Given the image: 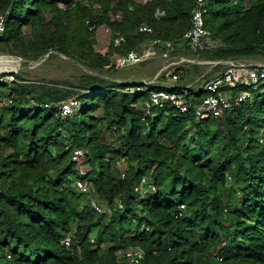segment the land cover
<instances>
[{
	"label": "trees",
	"instance_id": "1",
	"mask_svg": "<svg viewBox=\"0 0 264 264\" xmlns=\"http://www.w3.org/2000/svg\"><path fill=\"white\" fill-rule=\"evenodd\" d=\"M95 1L97 12L82 0H0L2 49L29 61L57 52L98 74L48 84L0 75V264H126L118 253L131 248L145 251L142 264H264V84L222 116L198 119L175 106L145 110L165 85L100 76L119 68L115 55L157 39L206 61L264 56V0H206L219 45L197 52L184 39L196 0ZM101 26L111 39L97 51ZM187 66L188 78L208 76ZM211 78L187 80L199 89L184 85L191 104ZM70 99L78 105L63 117ZM92 198L114 212H97Z\"/></svg>",
	"mask_w": 264,
	"mask_h": 264
},
{
	"label": "built area",
	"instance_id": "2",
	"mask_svg": "<svg viewBox=\"0 0 264 264\" xmlns=\"http://www.w3.org/2000/svg\"><path fill=\"white\" fill-rule=\"evenodd\" d=\"M143 4H146L150 0H137ZM208 12L206 0H196L192 10V22L190 29L186 32L184 39L187 40L194 52L198 50H214L219 41L214 40L210 31L205 26V15ZM164 12L158 11L156 16L160 17ZM102 27V26H101ZM110 32L111 30L106 27ZM140 32L150 33L152 29L143 24L139 27ZM4 31L3 19L0 23V34ZM125 42V37L116 33V37L113 40L115 47H120ZM148 45V44H147ZM150 50L132 51L125 56H117L115 63L119 68H125L131 65L141 64L148 60L155 52L158 46L161 47V56L166 62L170 61L169 65L177 66L176 71L170 76V84L167 88H157L150 92L149 100L146 103V111L149 112L152 107H165L175 106L180 112L186 113L192 110L198 119H207L209 117H220L225 112L231 111L242 103L251 100L253 98L250 87L260 84H264V65L251 62L246 59H230L226 61H206L200 60L196 57L181 56L178 58L172 57V51L174 50V42L170 40H154L150 43ZM145 47V46H144ZM143 47V48H144ZM142 48V49H143ZM218 65L223 64L225 71L219 75L213 76L203 86L205 95L199 99V101L193 105L188 98H194L189 95V86L180 85L181 72L180 67L183 65ZM10 77L9 80H13ZM247 87L248 89H243ZM78 105L76 99H70L64 101L60 105L61 114L63 117H67L72 114L74 108ZM84 157V153L81 150H77L74 153L73 159L79 162V159ZM124 176V174H122ZM146 183L143 180L140 186L136 187V191L142 190V187ZM78 190L81 193L91 194V187L77 182ZM90 205L99 213L107 212V208L100 204L94 198L91 199ZM111 212L110 210H108ZM94 242V239H92ZM63 244L66 247L74 248L77 244L74 242L71 236H67L63 239ZM120 259L124 260L126 264H142L145 259V251L141 248H131L121 251L118 255Z\"/></svg>",
	"mask_w": 264,
	"mask_h": 264
},
{
	"label": "rangeland",
	"instance_id": "3",
	"mask_svg": "<svg viewBox=\"0 0 264 264\" xmlns=\"http://www.w3.org/2000/svg\"><path fill=\"white\" fill-rule=\"evenodd\" d=\"M85 5H89L95 12L99 11L100 5L94 1L82 0ZM111 32L106 28V26L99 27L96 30V50L104 51L110 43ZM152 46L150 44L146 45L142 50H150ZM160 48V47H159ZM154 54L146 61L141 64L127 66L125 68H117L115 71L110 73L100 74L101 77H108L109 79H113L120 82L132 83L139 82L141 84H170V76L173 72L176 71L177 66L169 65V62H166L165 59L161 56L162 50L157 49L154 50ZM185 52L183 48L174 47L172 51V57L178 58L184 56ZM116 58L113 57V61L115 63ZM251 62L259 63L264 65V56H257L252 59H246ZM203 67L202 72L207 74L208 76L205 79H199L198 73H195L193 70L189 73V78L186 76L185 70L188 69L187 65L181 66V78L180 85H190L192 87H197V85L193 83H188V79H193L196 84L199 83L202 85L206 80L210 77L219 75L225 71V66L221 65H211L205 64L200 65ZM18 74L21 76L23 80L29 83L36 84H48L50 82H72L79 83L81 78L87 76H96L97 73L92 72L84 68L83 66L77 64L70 58L59 54L57 52H53L49 55H46L39 61H29L24 59L17 54H13L11 51H7L0 47V75L8 74L7 79L9 80L11 74ZM199 82V83H197ZM162 84V85H163ZM194 85V86H193ZM257 85H252L250 88H255ZM195 92L198 93L199 89L195 88ZM109 138V132L106 135L107 139ZM81 163V158L79 159ZM117 166L121 172L125 169L124 160H120L117 162ZM81 167H83L81 165ZM103 206L105 204L103 203ZM109 210V209H108ZM114 212L112 210L111 212ZM109 214V216H111ZM121 251H119L118 255Z\"/></svg>",
	"mask_w": 264,
	"mask_h": 264
},
{
	"label": "crops",
	"instance_id": "4",
	"mask_svg": "<svg viewBox=\"0 0 264 264\" xmlns=\"http://www.w3.org/2000/svg\"><path fill=\"white\" fill-rule=\"evenodd\" d=\"M161 84H163V83H161ZM163 85H165V86H166V84H163Z\"/></svg>",
	"mask_w": 264,
	"mask_h": 264
},
{
	"label": "water",
	"instance_id": "5",
	"mask_svg": "<svg viewBox=\"0 0 264 264\" xmlns=\"http://www.w3.org/2000/svg\"><path fill=\"white\" fill-rule=\"evenodd\" d=\"M51 54V53H50ZM49 55V54H48Z\"/></svg>",
	"mask_w": 264,
	"mask_h": 264
}]
</instances>
